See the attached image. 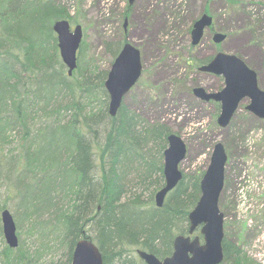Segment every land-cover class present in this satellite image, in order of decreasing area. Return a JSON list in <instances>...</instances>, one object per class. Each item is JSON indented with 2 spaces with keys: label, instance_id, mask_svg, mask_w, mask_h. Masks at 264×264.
Returning a JSON list of instances; mask_svg holds the SVG:
<instances>
[{
  "label": "trees",
  "instance_id": "16d2710c",
  "mask_svg": "<svg viewBox=\"0 0 264 264\" xmlns=\"http://www.w3.org/2000/svg\"><path fill=\"white\" fill-rule=\"evenodd\" d=\"M58 18L70 14L56 0H0V146L21 131L18 152L0 154V167L12 160L0 185L8 182L24 208L33 247L5 242L0 264H71L82 237L98 245L103 264H146L137 248L168 255L174 236L188 232L204 170L181 169L180 180L156 205L171 128L124 102L110 115L104 80L123 41L108 45L111 59L101 67L82 40L68 74L52 28ZM23 168L38 185L29 206L25 183L8 176ZM222 246L218 264H260L225 235Z\"/></svg>",
  "mask_w": 264,
  "mask_h": 264
},
{
  "label": "rangeland",
  "instance_id": "374dc122",
  "mask_svg": "<svg viewBox=\"0 0 264 264\" xmlns=\"http://www.w3.org/2000/svg\"><path fill=\"white\" fill-rule=\"evenodd\" d=\"M56 1L69 11L72 27L82 25L87 55L101 67L109 64L108 45L112 42L119 44L127 39L141 49L142 73L123 102L149 120L165 122L172 132L181 135L187 148L179 163L182 170H204L214 143H223L227 161L218 205L224 213V235L264 264V118L245 108L249 101L246 98L241 100L230 122L219 125L215 100L200 99L192 88L201 85L209 91L219 90L224 85L223 76L190 64L193 60L206 63L213 51L236 53L255 69L258 85L264 89V0H136L128 11L126 33L122 23L127 0ZM204 8L213 15V26L226 36L214 42L209 30H205L200 42L193 46L188 28ZM20 132H12V141L0 146V154H5L2 158L18 152L16 135ZM38 152L41 156V145ZM11 163L12 160H5L0 173L6 174ZM24 169L12 170L8 176L14 183H25L28 192L23 194L24 201L29 206L30 193L38 185ZM3 180L0 211H11L19 242L32 250V239L26 235L29 221L23 217L24 208ZM195 234L202 240L198 228L192 235ZM5 242L0 218V252Z\"/></svg>",
  "mask_w": 264,
  "mask_h": 264
},
{
  "label": "water",
  "instance_id": "95a60500",
  "mask_svg": "<svg viewBox=\"0 0 264 264\" xmlns=\"http://www.w3.org/2000/svg\"><path fill=\"white\" fill-rule=\"evenodd\" d=\"M134 0H128L131 4ZM212 17L202 13L191 29V42H199L203 30L209 26ZM126 23V19L124 24ZM52 28L56 33L61 60L71 74L77 64V50L83 38L81 24L71 27L68 18H58ZM226 34L217 31L213 41L220 42ZM199 69L220 74L224 85L219 90L209 91L201 85H195L192 92L202 100L213 99L219 102L217 122L226 126L241 100L248 98L245 108L256 116L264 118V89L258 85L257 72L236 53L217 51ZM142 72L140 49L131 42H125L114 57L104 80L109 94L108 111L115 115L122 104L123 97L136 83ZM186 144L180 134L170 132L167 146L163 152L164 183L156 190L154 200L161 206L168 191L180 180L182 170L179 163L185 158ZM227 153L221 141H216L211 151L209 162L200 178V195L188 213V232L177 233L173 239L172 252L159 257L153 252L137 248L138 256L146 264H218L223 259L222 240L224 237V213L220 210L218 199L224 185V170ZM2 231L10 247L18 245L16 223L11 211L3 208L0 212ZM198 228V234L192 235ZM71 264H103V257L98 245L88 237L79 238L73 248Z\"/></svg>",
  "mask_w": 264,
  "mask_h": 264
},
{
  "label": "flooded vegetation",
  "instance_id": "af4514ba",
  "mask_svg": "<svg viewBox=\"0 0 264 264\" xmlns=\"http://www.w3.org/2000/svg\"><path fill=\"white\" fill-rule=\"evenodd\" d=\"M136 0H134L131 4H129L128 3V0H127V5H126V11H124V17H123V23H122V26H123V31L126 33V32H128V29H129V27H128V23H129V19H128V11H129V9H130V7L132 6V4L135 2ZM208 13V14H210L211 15V17H212V20H211V23H210V25L209 26H207V27H205L204 28V30H203V33H202V35H201V38L203 37V34H204V32H205V30H209L208 32H209V37H212V40H213V35H214V33L215 32H217V29L213 26V22H214V17H213V15L210 13V11L209 10H207L206 8H204L193 20H192V23H191V25L189 26V30H188V33L190 34V39H191V29H192V26H193V24H194V22H195V20L202 14V13ZM125 19H126V23L124 24V21H125ZM201 38H200V40H201ZM200 40H199V42H200ZM125 42H131L132 44H134L135 46H137L135 43H133L132 41H130V40H124L123 41V43H122V46H123V44L125 43ZM198 42V43H199ZM215 42V41H214ZM198 43H196V44H198ZM191 44H192V42H191ZM196 44H192L193 46H195ZM121 46V47H122ZM138 47V46H137ZM139 48V47H138ZM121 49V48H120ZM140 49V48H139ZM217 51H213L212 52V54L206 59V63L214 56V54L216 53ZM140 53H141V49H140ZM204 62L203 61H201V60H193L190 64L191 65H193V66H196L197 68H199V66L201 65V64H203ZM208 73H211V72H208ZM213 74H215V73H213ZM222 76V75H221ZM258 79V78H257ZM193 93V92H192ZM246 99V98H245ZM249 100V99H248ZM249 102V101H248ZM248 102H246V103H248ZM215 103L216 104H218V109H219V102L218 101H215ZM245 106H246V104H245ZM254 114V113H253ZM260 118V117H259Z\"/></svg>",
  "mask_w": 264,
  "mask_h": 264
}]
</instances>
